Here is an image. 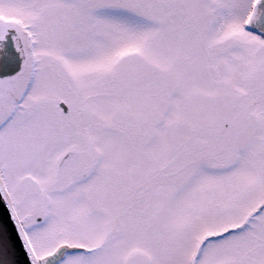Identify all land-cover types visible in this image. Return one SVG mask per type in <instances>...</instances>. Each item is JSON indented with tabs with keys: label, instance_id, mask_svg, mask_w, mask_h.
Here are the masks:
<instances>
[{
	"label": "snow or ice",
	"instance_id": "1",
	"mask_svg": "<svg viewBox=\"0 0 264 264\" xmlns=\"http://www.w3.org/2000/svg\"><path fill=\"white\" fill-rule=\"evenodd\" d=\"M0 264H264V0H0Z\"/></svg>",
	"mask_w": 264,
	"mask_h": 264
}]
</instances>
